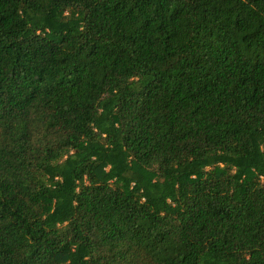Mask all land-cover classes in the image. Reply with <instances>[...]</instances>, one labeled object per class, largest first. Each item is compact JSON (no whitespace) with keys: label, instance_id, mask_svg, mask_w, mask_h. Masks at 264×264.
I'll use <instances>...</instances> for the list:
<instances>
[{"label":"trees","instance_id":"1","mask_svg":"<svg viewBox=\"0 0 264 264\" xmlns=\"http://www.w3.org/2000/svg\"><path fill=\"white\" fill-rule=\"evenodd\" d=\"M0 264H264V0H0Z\"/></svg>","mask_w":264,"mask_h":264}]
</instances>
